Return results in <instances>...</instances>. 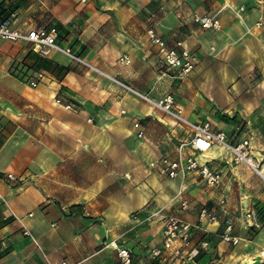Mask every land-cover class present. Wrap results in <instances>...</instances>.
I'll return each instance as SVG.
<instances>
[{
  "label": "crops",
  "instance_id": "obj_1",
  "mask_svg": "<svg viewBox=\"0 0 264 264\" xmlns=\"http://www.w3.org/2000/svg\"><path fill=\"white\" fill-rule=\"evenodd\" d=\"M12 12V27H55L59 46L99 72L0 39V264H120L112 242L133 264H167L148 255L162 244L161 215L194 223L201 206L220 219L193 232L184 253L207 246L185 264L264 256V0H0V19ZM194 15L216 16L220 28L203 29ZM150 28L198 57L191 74L178 79L161 69ZM105 75L153 99L171 93L189 121L210 122L232 142L250 139L262 175L212 147L196 158L223 174L221 189L193 174L168 178L158 162L175 158L186 131ZM180 188L186 212L178 209ZM248 211L259 228L247 226ZM226 223L237 245L221 240Z\"/></svg>",
  "mask_w": 264,
  "mask_h": 264
},
{
  "label": "built area",
  "instance_id": "obj_2",
  "mask_svg": "<svg viewBox=\"0 0 264 264\" xmlns=\"http://www.w3.org/2000/svg\"><path fill=\"white\" fill-rule=\"evenodd\" d=\"M15 17V12H12L8 18L0 19L1 40L26 42L29 46L30 53H34L40 57H47L53 50L72 56L69 49L62 48L57 43L56 38L58 33L55 27L34 28L28 31H22L12 27V21ZM193 21L199 24L203 29L218 30L220 28V23L216 16L194 15ZM257 25H259V23ZM147 35L149 43L159 54V63L161 69L165 73L173 72L174 78L182 79L195 70L199 63L198 57L188 48L182 46L181 42H177L176 47H169L166 41L153 28L147 30ZM177 48H180V50ZM72 57L80 64L99 72V70L82 59L75 56ZM105 76L119 85L126 92L136 96L152 108L160 110L172 119L183 123L190 129V138L178 146L175 158H171L167 154H164L158 162L161 165L160 172L168 178L175 179L180 177L181 180L184 181L188 174H193L206 186L221 189L224 183L223 174L220 171L211 168L208 163L200 162L196 158L199 154L209 152L212 147L224 149L230 155L233 164H245L256 174L262 175L263 168L253 158L250 139L247 138L241 141L232 142L223 130L213 129L210 122H191L188 119L183 118L181 110L175 105L174 95L171 93L165 94L161 98L153 99L111 76ZM31 86L36 87L37 82L32 81ZM55 103L62 105L59 98H55ZM64 108L70 109L71 106L66 104L64 105ZM133 127L136 136L138 138L143 137L141 123L135 121ZM185 149L189 150L187 155H184ZM6 177L10 181L15 179L12 174H7ZM184 191V189L180 188L177 193V197H179L178 209L182 212H186L189 209L188 201L182 197ZM1 201H3V196L0 192V202ZM225 203V199L222 198L218 201V206L222 207ZM158 215L159 213H156L151 216ZM245 218L249 221L247 226L250 229L259 228L258 219L253 211L246 212ZM219 219L216 209L208 208L206 206H201L199 208L194 223L187 222L172 214L161 215L162 244L161 246L151 248L148 254L149 257L151 259L160 258L162 262L167 264H173L175 262L178 264L189 263L198 255L200 248L204 249L207 246V243L202 241L200 248H192L184 253L185 248L191 244L193 232L200 230L202 223H217ZM232 228V223H226L224 230L220 234V238L224 242L237 245L239 243V238L232 235ZM25 233L27 234V232ZM110 245L114 247L120 264H133L129 250L118 246L115 242H112ZM61 264L66 263L62 262Z\"/></svg>",
  "mask_w": 264,
  "mask_h": 264
},
{
  "label": "bare ground",
  "instance_id": "obj_3",
  "mask_svg": "<svg viewBox=\"0 0 264 264\" xmlns=\"http://www.w3.org/2000/svg\"><path fill=\"white\" fill-rule=\"evenodd\" d=\"M182 117L185 118L183 115H182ZM203 159H205V157ZM156 213H159V212H156ZM246 263L247 264H264V256L262 257L261 255H255V257H251V258L247 259Z\"/></svg>",
  "mask_w": 264,
  "mask_h": 264
},
{
  "label": "rangeland",
  "instance_id": "obj_4",
  "mask_svg": "<svg viewBox=\"0 0 264 264\" xmlns=\"http://www.w3.org/2000/svg\"><path fill=\"white\" fill-rule=\"evenodd\" d=\"M178 108V107H177ZM184 116V115H183ZM222 117H225V116H222ZM233 118V117H232ZM174 120V119H173ZM175 122H176V124H179L180 126H182L183 128H184V130L186 131V138L188 139V138H190V136H191V133H190V129L187 127V126H185L183 123H180V122H178V121H176V120H174ZM211 124V123H210ZM212 126V125H211Z\"/></svg>",
  "mask_w": 264,
  "mask_h": 264
}]
</instances>
